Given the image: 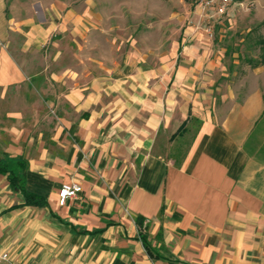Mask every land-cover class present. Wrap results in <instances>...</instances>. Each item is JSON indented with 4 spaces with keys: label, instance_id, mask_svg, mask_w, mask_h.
Wrapping results in <instances>:
<instances>
[{
    "label": "crops",
    "instance_id": "crops-1",
    "mask_svg": "<svg viewBox=\"0 0 264 264\" xmlns=\"http://www.w3.org/2000/svg\"><path fill=\"white\" fill-rule=\"evenodd\" d=\"M36 8L0 27V91L29 108L6 114L0 159L21 160L46 204L0 174V264H264V93L217 105L227 68L204 31L171 63L102 65L82 12ZM43 47L52 65L35 67ZM72 181L83 189L61 205Z\"/></svg>",
    "mask_w": 264,
    "mask_h": 264
},
{
    "label": "rangeland",
    "instance_id": "rangeland-1",
    "mask_svg": "<svg viewBox=\"0 0 264 264\" xmlns=\"http://www.w3.org/2000/svg\"><path fill=\"white\" fill-rule=\"evenodd\" d=\"M194 1L0 0V27L7 30L12 18H28L30 14L41 13L42 10L36 8L39 2L45 4L48 11L50 6L59 4L83 13L90 27L88 50L95 64L114 65L122 60L123 55L134 54L136 59L155 66L171 63L176 58L187 29L191 30V35L204 31L202 27L210 24L213 25V36L204 32L211 40V48L222 52V63L227 68V74L220 80L219 90L215 91L217 105L221 108L223 100L242 101L253 90L264 93V0H240L232 6L228 15L213 18L211 22L203 19L200 22L202 27L193 32V24L199 21ZM30 6L32 10H29ZM23 38L18 35L16 39L22 43ZM46 52L44 47L34 52L35 67L41 66L42 61L52 65ZM73 57L68 54L62 62L72 64ZM19 60L25 61L22 58ZM28 60L33 61L32 58ZM22 92L20 89L5 95L4 91H0L2 137L9 136L12 125L6 114L11 110H29L23 106ZM258 138L261 144L264 141V122Z\"/></svg>",
    "mask_w": 264,
    "mask_h": 264
},
{
    "label": "built area",
    "instance_id": "built-area-1",
    "mask_svg": "<svg viewBox=\"0 0 264 264\" xmlns=\"http://www.w3.org/2000/svg\"><path fill=\"white\" fill-rule=\"evenodd\" d=\"M240 0H195V13L198 15V23H194L193 32L196 29L201 28L200 22L203 19H207L208 22H211V19L224 17L228 15L230 9L234 4ZM202 29L207 32V34L213 36V25H206ZM83 189L82 185L78 181H72L71 183H64L59 189V203L64 205L69 199L74 198L81 190ZM142 228L139 227V230Z\"/></svg>",
    "mask_w": 264,
    "mask_h": 264
},
{
    "label": "trees",
    "instance_id": "trees-1",
    "mask_svg": "<svg viewBox=\"0 0 264 264\" xmlns=\"http://www.w3.org/2000/svg\"><path fill=\"white\" fill-rule=\"evenodd\" d=\"M263 41V40H262ZM19 168L17 167H11V165L0 159V174H8L9 180L16 190H19L23 192L25 196V203L26 204H32V205H45L46 200L44 197L28 192L25 187V176L24 172L26 170L25 166L22 164V161L20 160L19 162ZM136 222L139 224L140 228H144L143 222L144 218L143 217H136ZM141 229V238L143 239V242L145 244V247L147 250L150 251V245L146 241V235L143 234V231Z\"/></svg>",
    "mask_w": 264,
    "mask_h": 264
}]
</instances>
